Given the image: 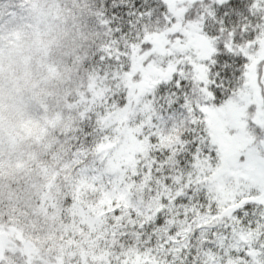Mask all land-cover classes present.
I'll return each instance as SVG.
<instances>
[{"label":"snow or ice","instance_id":"obj_1","mask_svg":"<svg viewBox=\"0 0 264 264\" xmlns=\"http://www.w3.org/2000/svg\"><path fill=\"white\" fill-rule=\"evenodd\" d=\"M0 264H264V0H0Z\"/></svg>","mask_w":264,"mask_h":264}]
</instances>
